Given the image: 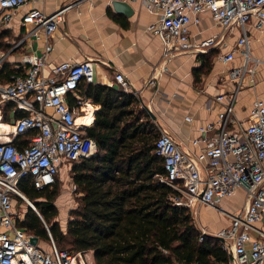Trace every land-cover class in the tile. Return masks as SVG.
I'll return each instance as SVG.
<instances>
[{
	"label": "built area",
	"instance_id": "1",
	"mask_svg": "<svg viewBox=\"0 0 264 264\" xmlns=\"http://www.w3.org/2000/svg\"><path fill=\"white\" fill-rule=\"evenodd\" d=\"M27 1L0 0V31ZM140 1L147 12L158 17L146 29L159 40L161 58L165 62L177 54L196 55L217 49L228 29L238 28L233 50L240 61L227 70L232 88L213 96L220 103V109L214 121L196 127L197 134L190 139L196 151L182 150L155 123L153 152L161 157L164 174L159 179L174 190L171 197L174 205L190 208L202 203L228 217V225L212 233L220 238L226 259L211 260L208 264H264V101L254 97L242 120L236 119L233 113L236 91L245 79L248 83L254 82L259 63L249 56L244 26L250 23L264 30V0ZM68 6L50 14L32 8L20 16L21 26L30 25L29 33L34 36L40 33L44 38L43 54L50 50L48 37L61 22V14ZM202 12L208 14L220 33L192 42L188 28L199 24ZM21 41L23 39L10 49ZM233 50L217 52L213 59L227 65L233 60ZM7 56L9 45L0 50V73H4ZM19 60L22 68L0 80V264H88L89 250L71 252L56 247L47 224L25 198L18 182L28 177L34 189L47 188L55 181L60 164L95 153L94 140L85 134V127L93 118L90 108L76 95L73 105L66 103V96L74 94L79 84H92V60L62 61L51 65L47 73L42 71V59L32 53H22ZM166 71L165 63L154 67L136 88L128 84L122 73H113L112 79L122 91L139 101L140 89L155 88L156 76ZM14 111L20 115L11 117ZM87 112L89 117L83 119ZM184 119L189 120V117L184 116ZM22 133H27L25 142L14 143L13 137ZM71 188L74 189L73 184ZM237 189L243 192L241 207L228 213L217 203ZM17 198L24 200L41 221L48 250L41 249L37 242L30 243L31 234L16 224ZM202 234L205 230L200 228L198 239Z\"/></svg>",
	"mask_w": 264,
	"mask_h": 264
},
{
	"label": "trees",
	"instance_id": "2",
	"mask_svg": "<svg viewBox=\"0 0 264 264\" xmlns=\"http://www.w3.org/2000/svg\"><path fill=\"white\" fill-rule=\"evenodd\" d=\"M2 44L0 40V47ZM212 55L213 51L196 54L199 65L192 70L193 75L209 69ZM15 72L5 65L0 80ZM83 97L98 105L85 127L96 151L70 163L74 206L67 211L64 230L52 219L56 184L36 190L28 177L18 182L47 224L56 247L66 246L64 249L71 252L89 250L93 264L224 261L226 254L219 240L212 234L198 239L199 230L189 208L174 205V190L160 181L164 171L161 157L153 152L155 122L137 98L118 86L104 84L84 87ZM66 103L73 105L74 96L68 94ZM19 115L14 111L11 117ZM88 117L87 113L83 119ZM26 137L27 133L18 134L12 141L22 145ZM16 224L37 239H46L42 223L30 207L16 217Z\"/></svg>",
	"mask_w": 264,
	"mask_h": 264
},
{
	"label": "crops",
	"instance_id": "3",
	"mask_svg": "<svg viewBox=\"0 0 264 264\" xmlns=\"http://www.w3.org/2000/svg\"><path fill=\"white\" fill-rule=\"evenodd\" d=\"M112 1L126 3L131 12L124 15L113 11L110 5ZM66 5L69 6L64 8L61 22L48 37L51 48L43 54L44 38L40 33L36 36L29 33L30 25L21 26L20 16L32 8L50 14ZM157 18L155 13L146 11L140 0H28L17 8L5 28L0 31L3 35L1 42L9 45V56L4 64L17 72L22 68L20 55L32 53L42 59V71L47 73L51 65L62 61L77 63L88 58L92 60L94 71L90 86L104 84L117 87L112 74L119 72L131 87L136 88L154 67L165 63L167 71L156 76L155 88L140 89V100L155 116L156 125L168 133L182 150L196 151L197 147L190 144V139L197 134L196 127L207 121H214L220 109V103L213 96L232 88L233 82L227 77V70L240 61L238 53L233 50L239 31L237 27H231L221 45L217 49L208 50L213 51V54L233 50L231 63L222 65L212 57L206 72L193 75L192 70L199 65L195 54H177L167 62L161 58L159 40L146 29ZM205 21L211 27H201L202 31L199 32V24ZM199 24L188 28L192 42L219 32L206 12L200 14ZM244 29L249 56L258 59L259 63L256 65L254 82L251 84L245 79L244 84L236 91L233 113L239 120L244 118L254 97L264 101V30L257 29L250 23ZM20 39L23 41L10 49ZM84 87L87 86L79 84L71 95L81 97V103L86 104L93 114L98 105L83 97ZM184 116H188L189 120H185ZM239 191L242 194V190L237 189L231 196L220 199L217 205H229V201ZM241 203L238 208L232 206L233 211L239 210ZM197 204L201 208L225 215L214 207ZM228 223L227 216L222 218V222L212 227L214 231L210 233L226 227ZM262 228L264 229V225Z\"/></svg>",
	"mask_w": 264,
	"mask_h": 264
},
{
	"label": "rangeland",
	"instance_id": "4",
	"mask_svg": "<svg viewBox=\"0 0 264 264\" xmlns=\"http://www.w3.org/2000/svg\"><path fill=\"white\" fill-rule=\"evenodd\" d=\"M201 27L208 28L211 26L208 22L205 21L199 24V32L202 31ZM2 49L3 50L5 49V45L3 46V44L2 47H0V50ZM70 163H71L70 161H67L60 164L57 171L55 182H53L56 184L57 192L52 200L54 207L56 209L55 216L52 219L57 222L58 227L61 230H64L68 209L74 206V193H73L74 189L71 188L72 183L69 178ZM51 186L52 184L46 189H50ZM241 195H243V192L241 194V192L239 191L238 195H235L229 201V205H225V206L219 205V206L226 212H233L232 206L236 208L240 206ZM27 207H28L27 203L22 199L16 200L14 204V210L19 217L22 215V213L25 211ZM189 210L191 213L192 221L195 224L196 228L198 230L200 228H203L205 230V234H212L210 233L214 231L212 227H215L218 223H221L222 218L226 217L225 215H222L217 211L201 208L199 204L193 205L192 207L189 208ZM36 242H37V246H39L41 249L43 250L49 249L48 242L46 241L45 238L37 239ZM64 248H66V246ZM87 262L88 264H93L91 255H89V257L87 258Z\"/></svg>",
	"mask_w": 264,
	"mask_h": 264
},
{
	"label": "water",
	"instance_id": "5",
	"mask_svg": "<svg viewBox=\"0 0 264 264\" xmlns=\"http://www.w3.org/2000/svg\"><path fill=\"white\" fill-rule=\"evenodd\" d=\"M110 5L113 11L115 12H120V13H123L124 15H128L131 12L128 6L126 5V3H123L121 1H112ZM140 104L144 108V110L147 112L149 118L154 121L155 116L153 115V113L141 101H140ZM218 239L220 240V238ZM29 241L30 243L34 244L36 242V237L34 235L29 236Z\"/></svg>",
	"mask_w": 264,
	"mask_h": 264
},
{
	"label": "bare ground",
	"instance_id": "6",
	"mask_svg": "<svg viewBox=\"0 0 264 264\" xmlns=\"http://www.w3.org/2000/svg\"><path fill=\"white\" fill-rule=\"evenodd\" d=\"M85 114H86V113H85ZM85 114H84V115H85ZM84 115H83V116H84Z\"/></svg>",
	"mask_w": 264,
	"mask_h": 264
}]
</instances>
